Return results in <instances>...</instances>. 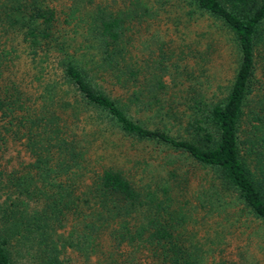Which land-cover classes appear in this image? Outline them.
I'll use <instances>...</instances> for the list:
<instances>
[{"label":"trees","instance_id":"1","mask_svg":"<svg viewBox=\"0 0 264 264\" xmlns=\"http://www.w3.org/2000/svg\"><path fill=\"white\" fill-rule=\"evenodd\" d=\"M199 16L221 97L134 45ZM0 264H264V0H0Z\"/></svg>","mask_w":264,"mask_h":264},{"label":"rangeland","instance_id":"2","mask_svg":"<svg viewBox=\"0 0 264 264\" xmlns=\"http://www.w3.org/2000/svg\"><path fill=\"white\" fill-rule=\"evenodd\" d=\"M194 19L188 23L187 30L181 28L180 32L183 35L173 29H164L165 19H160L156 25L160 28V33H158L160 39L157 36L152 38L149 34H134V45L138 48L144 47L146 56L151 52H153V56H158L156 42H162L164 50L168 48L167 50H173L177 54L176 59L173 58L168 62V68L177 62L178 66L175 67L178 68V71L185 69L176 81L197 82L209 96L221 97L225 93L236 67V54L230 34L212 23L207 16H199ZM184 42L191 45L192 51L190 50L191 53L182 54L179 57L178 54L182 50L180 44ZM174 72L175 68L172 67L171 75L166 74L164 77L170 85L174 83ZM186 73H188V79L185 76Z\"/></svg>","mask_w":264,"mask_h":264}]
</instances>
